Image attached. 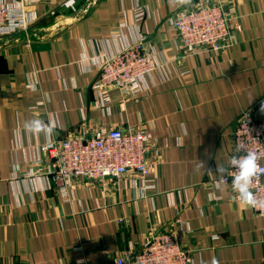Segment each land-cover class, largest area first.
Instances as JSON below:
<instances>
[{"label":"crops","instance_id":"1","mask_svg":"<svg viewBox=\"0 0 264 264\" xmlns=\"http://www.w3.org/2000/svg\"><path fill=\"white\" fill-rule=\"evenodd\" d=\"M89 1L54 15L48 3L29 6L38 20L0 47V264H117L147 241L152 224L170 227L179 210L194 264H264V216L214 183L237 119L249 110L264 120V0H220L240 17L238 42L190 53L167 18L193 0H94L77 15ZM138 7L147 11L142 21ZM142 37L163 66L139 97L116 88L103 107L91 87L100 57ZM34 118L52 134L26 132ZM107 127L151 135L159 162L146 192L132 173L54 185L42 146Z\"/></svg>","mask_w":264,"mask_h":264},{"label":"built area","instance_id":"2","mask_svg":"<svg viewBox=\"0 0 264 264\" xmlns=\"http://www.w3.org/2000/svg\"><path fill=\"white\" fill-rule=\"evenodd\" d=\"M40 2L52 5L50 14L54 15L61 8L76 10L79 0H0V39L28 30L38 20L37 11L30 10L29 6ZM146 14L144 7H138L136 19L142 21ZM167 21L189 53L198 48L217 52L226 50L238 42L244 30L240 17L220 0H193L170 15ZM144 43L145 37H142L113 54L100 57L98 75L91 87L98 94L103 107L109 109L113 89H119L123 95L137 97L147 91L144 83L146 77L163 64L161 57ZM238 141L245 150L256 151L260 156L259 163L264 167V120L256 119L249 110L237 119L229 159L233 155L244 154L243 151L236 152ZM155 149L151 135L140 127L99 128L91 135L85 131H73L42 146V152L49 162L52 183L57 187L77 177L103 183L132 173L141 177L139 188L142 193L149 186L148 174L158 167ZM214 183L228 185L233 197L238 199L232 191L231 176L226 181L218 177ZM251 189L259 200L264 201V177ZM251 208L264 216V208ZM183 222L182 211L179 210L170 227L163 223L152 224L147 241L138 250L119 257L116 263L194 264L192 249L183 244V231L180 228Z\"/></svg>","mask_w":264,"mask_h":264},{"label":"clouds","instance_id":"3","mask_svg":"<svg viewBox=\"0 0 264 264\" xmlns=\"http://www.w3.org/2000/svg\"><path fill=\"white\" fill-rule=\"evenodd\" d=\"M261 112H264V104L261 105ZM24 130L32 134L44 133L51 135L54 129L50 123L34 118L24 122ZM244 152L243 155H233L228 161V166L216 165L214 173L226 181L231 176V187L238 198V203L257 209L264 208V201L259 200L252 191L251 186L264 177V167L259 163L260 156L254 150H245L240 141L237 142L236 152ZM207 155V151H206ZM204 169V161L199 165ZM213 264H218L214 261Z\"/></svg>","mask_w":264,"mask_h":264},{"label":"water","instance_id":"4","mask_svg":"<svg viewBox=\"0 0 264 264\" xmlns=\"http://www.w3.org/2000/svg\"><path fill=\"white\" fill-rule=\"evenodd\" d=\"M94 0H91L89 1L87 4H86V8H83L79 13H76L77 15L81 13V15H83L84 12L87 11V9L93 4ZM75 15L74 19L73 20H69L68 22H59V23H56L54 24L53 26L55 27H64L66 25H68L70 22H73L75 21L79 16ZM34 34V32H30L29 35L31 34ZM15 39H21V35H17V36H14V37H10V38H2L0 39V47L3 46V45H6V44H9L10 42H13L12 40H15Z\"/></svg>","mask_w":264,"mask_h":264}]
</instances>
